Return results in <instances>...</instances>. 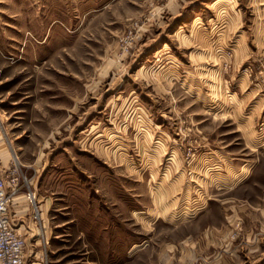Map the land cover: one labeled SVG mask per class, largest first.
<instances>
[{"label":"rangeland","instance_id":"obj_1","mask_svg":"<svg viewBox=\"0 0 264 264\" xmlns=\"http://www.w3.org/2000/svg\"><path fill=\"white\" fill-rule=\"evenodd\" d=\"M0 164L25 264H264V0H0Z\"/></svg>","mask_w":264,"mask_h":264},{"label":"built area","instance_id":"obj_2","mask_svg":"<svg viewBox=\"0 0 264 264\" xmlns=\"http://www.w3.org/2000/svg\"><path fill=\"white\" fill-rule=\"evenodd\" d=\"M12 163L13 161L10 164ZM14 165L4 169L0 164V264H25L26 262V240L17 232L10 216V206L21 186L20 175ZM25 182L27 184V181ZM26 198L33 203L35 194L28 191ZM40 207V204L34 202L31 209V218L38 224L41 221Z\"/></svg>","mask_w":264,"mask_h":264},{"label":"crops","instance_id":"obj_3","mask_svg":"<svg viewBox=\"0 0 264 264\" xmlns=\"http://www.w3.org/2000/svg\"><path fill=\"white\" fill-rule=\"evenodd\" d=\"M21 197V199H23L22 197H23V195H21L20 196ZM40 209H41V207H40ZM31 214V213H30ZM30 214H29V218L28 219H31V216H30ZM10 216H11V219H12V222H13V225H14V227L16 228V230L18 231V232H20L22 235H26V239L28 240H33V241H35V244H40L41 243V241H43V242H45V239H46V236H44V234L42 233V236H40V237H42V238H39V236L37 235V236H35L34 237V234L32 233L30 236H28L27 235V233H29L28 232V230L29 231H34V230H32L31 228H30V225H29V223H26L25 222V220H18L19 222L18 223H15V221H16V219H18V218H16L15 217V215L14 216H12L11 215V213H10ZM44 216V212H43V210H41V221H40V223H42V220H43V217ZM21 218V217H20ZM44 221L46 222L47 221V219L45 218L44 219ZM40 223H39V226H40V229H41V232L42 231H45V234H46V228L44 227V225L42 224V226L40 225ZM33 225L35 224V226H36V223L35 222H33L32 223ZM24 232L26 233V234H24ZM34 237V238H33ZM45 237V238H44ZM189 238H190V236H189ZM35 239V240H34ZM207 241V240H206ZM196 244H197V246L198 247H200V245H203V246H205V247H207L208 245H209V242L207 243H199V241L197 240H195V242H194V245L196 246ZM202 247V246H201ZM193 256H195V252H194V254H193ZM196 258V257H195ZM192 259H194V258H192ZM188 262H190V263H193V264H195V261H192L191 260V258H188Z\"/></svg>","mask_w":264,"mask_h":264},{"label":"bare ground","instance_id":"obj_4","mask_svg":"<svg viewBox=\"0 0 264 264\" xmlns=\"http://www.w3.org/2000/svg\"><path fill=\"white\" fill-rule=\"evenodd\" d=\"M16 163H17V161H16Z\"/></svg>","mask_w":264,"mask_h":264}]
</instances>
